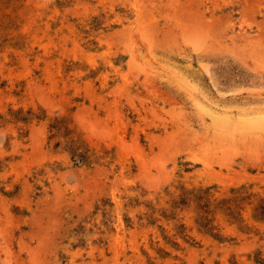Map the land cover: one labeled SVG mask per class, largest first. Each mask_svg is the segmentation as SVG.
I'll use <instances>...</instances> for the list:
<instances>
[{
    "label": "rangeland",
    "instance_id": "rangeland-1",
    "mask_svg": "<svg viewBox=\"0 0 264 264\" xmlns=\"http://www.w3.org/2000/svg\"><path fill=\"white\" fill-rule=\"evenodd\" d=\"M0 264H264V0H0Z\"/></svg>",
    "mask_w": 264,
    "mask_h": 264
},
{
    "label": "bare ground",
    "instance_id": "bare-ground-1",
    "mask_svg": "<svg viewBox=\"0 0 264 264\" xmlns=\"http://www.w3.org/2000/svg\"><path fill=\"white\" fill-rule=\"evenodd\" d=\"M226 120H228V119H226ZM248 122V121H247ZM243 123V122H242ZM226 124V123H225ZM249 127V126H248Z\"/></svg>",
    "mask_w": 264,
    "mask_h": 264
}]
</instances>
